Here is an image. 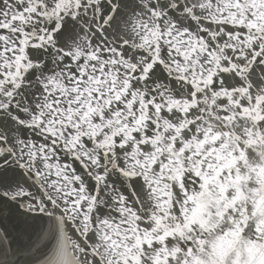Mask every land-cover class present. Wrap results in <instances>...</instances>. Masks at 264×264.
<instances>
[{
    "label": "snow or ice",
    "instance_id": "obj_1",
    "mask_svg": "<svg viewBox=\"0 0 264 264\" xmlns=\"http://www.w3.org/2000/svg\"><path fill=\"white\" fill-rule=\"evenodd\" d=\"M0 264H264V0H0Z\"/></svg>",
    "mask_w": 264,
    "mask_h": 264
}]
</instances>
